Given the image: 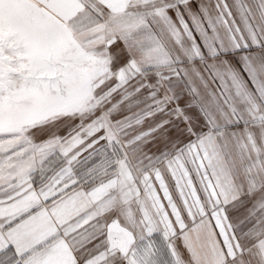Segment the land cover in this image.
<instances>
[{"label":"snow or ice","instance_id":"snow-or-ice-1","mask_svg":"<svg viewBox=\"0 0 264 264\" xmlns=\"http://www.w3.org/2000/svg\"><path fill=\"white\" fill-rule=\"evenodd\" d=\"M0 264H264V0H0Z\"/></svg>","mask_w":264,"mask_h":264}]
</instances>
